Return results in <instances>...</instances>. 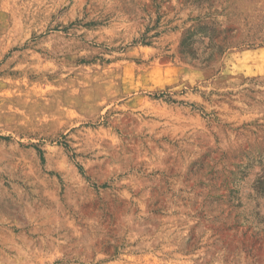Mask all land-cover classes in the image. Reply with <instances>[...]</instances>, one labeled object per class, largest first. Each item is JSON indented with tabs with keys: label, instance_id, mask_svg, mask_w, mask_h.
Returning <instances> with one entry per match:
<instances>
[{
	"label": "rangeland",
	"instance_id": "374dc122",
	"mask_svg": "<svg viewBox=\"0 0 264 264\" xmlns=\"http://www.w3.org/2000/svg\"><path fill=\"white\" fill-rule=\"evenodd\" d=\"M0 264H264V0H0Z\"/></svg>",
	"mask_w": 264,
	"mask_h": 264
}]
</instances>
